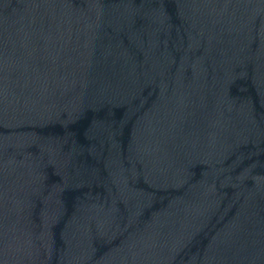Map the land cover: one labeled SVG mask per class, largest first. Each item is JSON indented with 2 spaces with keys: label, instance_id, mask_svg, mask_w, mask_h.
Wrapping results in <instances>:
<instances>
[{
  "label": "water",
  "instance_id": "water-1",
  "mask_svg": "<svg viewBox=\"0 0 264 264\" xmlns=\"http://www.w3.org/2000/svg\"><path fill=\"white\" fill-rule=\"evenodd\" d=\"M0 264H264V0H0Z\"/></svg>",
  "mask_w": 264,
  "mask_h": 264
}]
</instances>
